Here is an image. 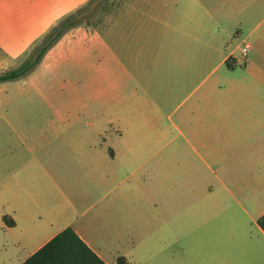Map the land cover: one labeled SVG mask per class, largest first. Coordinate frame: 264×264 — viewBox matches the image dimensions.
<instances>
[{"label": "crops", "instance_id": "1", "mask_svg": "<svg viewBox=\"0 0 264 264\" xmlns=\"http://www.w3.org/2000/svg\"><path fill=\"white\" fill-rule=\"evenodd\" d=\"M246 44L244 62L233 49L207 74L226 67L182 116L184 143L149 166L150 183L145 146L129 145L122 129L103 137L114 124L105 116L106 127L92 122L88 135L60 136L41 157L12 165L0 217L27 250L17 264L67 227L106 264H264V30ZM131 167L140 172L134 190Z\"/></svg>", "mask_w": 264, "mask_h": 264}, {"label": "rangeland", "instance_id": "2", "mask_svg": "<svg viewBox=\"0 0 264 264\" xmlns=\"http://www.w3.org/2000/svg\"><path fill=\"white\" fill-rule=\"evenodd\" d=\"M63 21L68 26L48 43ZM263 30L264 0H0V72L34 62L0 83V191L12 165L41 157L42 145L60 136L88 135L92 122L106 127L104 116L114 124L103 137L122 129L129 145L145 146L150 183L149 166L184 143L182 116L226 67L207 74L233 49L244 62L251 50L241 49ZM4 46L24 51L9 57ZM139 177L131 167L130 190ZM14 236L0 217V264L25 256Z\"/></svg>", "mask_w": 264, "mask_h": 264}, {"label": "trees", "instance_id": "3", "mask_svg": "<svg viewBox=\"0 0 264 264\" xmlns=\"http://www.w3.org/2000/svg\"><path fill=\"white\" fill-rule=\"evenodd\" d=\"M68 22L63 21L55 26L49 34L48 39L52 41L58 39ZM54 37L52 38V36ZM44 46L43 49L47 48ZM42 53V52H41ZM40 53V54H41ZM232 61L229 58L226 63ZM34 62L25 61L17 68L0 72V83L21 78L31 67ZM8 225H13L14 221L9 222L5 217ZM259 225L264 230V214L258 220ZM120 262L125 263L124 257L119 258ZM22 264H106L76 233L72 227H67L60 231L56 236L39 248L35 253L28 257Z\"/></svg>", "mask_w": 264, "mask_h": 264}, {"label": "built area", "instance_id": "4", "mask_svg": "<svg viewBox=\"0 0 264 264\" xmlns=\"http://www.w3.org/2000/svg\"><path fill=\"white\" fill-rule=\"evenodd\" d=\"M248 48H249V46L247 44L242 48V54H243V56H246L247 55Z\"/></svg>", "mask_w": 264, "mask_h": 264}]
</instances>
